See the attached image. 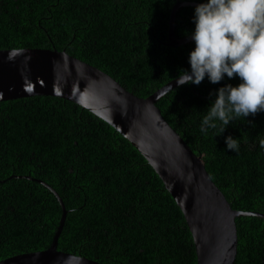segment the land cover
<instances>
[{
  "label": "trees",
  "instance_id": "obj_1",
  "mask_svg": "<svg viewBox=\"0 0 264 264\" xmlns=\"http://www.w3.org/2000/svg\"><path fill=\"white\" fill-rule=\"evenodd\" d=\"M177 2L200 0H0V50H64L146 98L189 68L194 42L168 43ZM193 9H177V38L190 36ZM225 83L239 79L178 85L156 106L231 208L264 215V111L217 136L199 131L215 90ZM228 135L239 139L238 152L226 149ZM51 189L67 211L59 251L103 264H196L182 212L115 129L58 97L0 102V260L50 246L62 212ZM235 222L234 264H264V218Z\"/></svg>",
  "mask_w": 264,
  "mask_h": 264
},
{
  "label": "water",
  "instance_id": "obj_2",
  "mask_svg": "<svg viewBox=\"0 0 264 264\" xmlns=\"http://www.w3.org/2000/svg\"><path fill=\"white\" fill-rule=\"evenodd\" d=\"M195 4L177 2L172 7L168 22L170 46L192 41L190 36L180 39L175 36L174 20L178 8ZM176 86L175 78L148 97L139 98L107 73L64 50H0V102L31 96L58 97L106 122L142 155L174 199L191 233L196 264H234L235 219L250 215L264 218V215L232 209L201 159L162 117L156 103ZM34 181L50 189L43 181ZM51 191L57 196L62 212L50 246L5 258L0 264H103L57 249L67 211L57 193Z\"/></svg>",
  "mask_w": 264,
  "mask_h": 264
},
{
  "label": "clouds",
  "instance_id": "obj_3",
  "mask_svg": "<svg viewBox=\"0 0 264 264\" xmlns=\"http://www.w3.org/2000/svg\"><path fill=\"white\" fill-rule=\"evenodd\" d=\"M191 19L194 47L177 85L239 79L215 90L200 120L201 134L217 136L235 121L247 122L245 118L264 111V0H200ZM224 139L226 149L239 151L237 137ZM260 146L264 148V141Z\"/></svg>",
  "mask_w": 264,
  "mask_h": 264
}]
</instances>
